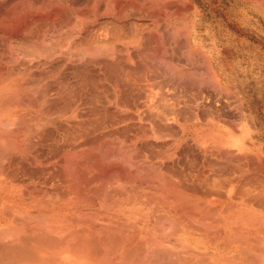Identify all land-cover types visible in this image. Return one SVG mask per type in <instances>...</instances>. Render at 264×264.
I'll return each instance as SVG.
<instances>
[{
    "label": "bare ground",
    "instance_id": "1",
    "mask_svg": "<svg viewBox=\"0 0 264 264\" xmlns=\"http://www.w3.org/2000/svg\"><path fill=\"white\" fill-rule=\"evenodd\" d=\"M156 1L157 3L150 0V3L146 5L143 0H0V264H264V192L257 189L260 193L256 194V197H247L248 194L251 195V189L241 188L242 185L238 187L241 183H235V186L231 175L230 186L226 180L235 166H238L235 168L240 169L239 171L250 169L254 175L258 173L259 169L253 170L254 165L259 166L261 162L259 163L260 159L259 161L254 159L258 158L261 153L259 155L251 153V156L256 155L252 158L253 156L251 157L248 151H243L246 152L245 154L232 151L236 147L231 149L226 145L225 147L229 148L224 149L223 146L219 149L217 146V149L216 134H213L215 131L211 129L213 133L206 132L210 134L207 139L209 141L205 140L207 147H210L209 153L206 154H211L210 151L213 150L212 154L216 152L217 156L220 154L223 155L222 157L232 156L230 161L234 163V167L233 163L230 165L233 169L224 168L225 170H222L220 168L222 171L228 169L229 173L228 175L226 173L225 178L229 188L226 185L227 189L222 190L219 184L221 179L224 181V178L217 179L216 176H209L214 170V174L218 177L220 175L225 177L221 171H219L220 174L215 173V169L218 172L220 156V160L214 158V161L218 160L219 164L212 161L213 156H210V161L207 163L212 161L213 168L217 167L208 170L209 174L204 170L203 173L205 172L206 175L202 174L201 163H199L201 160H198L200 166L197 168H191L193 164L190 168H186L190 165L186 164L189 160H185L190 147L187 148V145L183 147V143L190 134L191 138H189L196 145L201 146L203 142L201 126L203 124L205 126V123L201 126H198L197 121L189 123V117L188 120L186 119L190 124L188 126L184 119L188 111L184 109L186 114L182 117L183 113L180 111L182 109L179 107L178 111L176 110L177 113L172 110L175 113V120L173 122L170 120L172 124L167 128L163 125L166 129L158 131L155 129L158 119L161 123L162 121L169 122L172 111L170 113L167 111L169 115L164 114L162 112L164 110L160 111L162 101L159 103L158 99L163 88H160L162 84H159L157 88L155 71L150 73L147 70L152 66L145 69L148 72L143 71V66L141 71H134L128 65L125 66L129 69L125 67L123 71H120V67L126 62H131L132 66V63L135 64L138 60H135V53L132 52L135 49L143 51L142 53L146 55L159 54V59L160 55L166 52L168 46L163 45L164 42L157 40L159 45L156 46L157 49L155 46L153 49L149 41L154 35L149 40L150 33L144 36L137 31L135 34V27L133 31L130 25L132 31L128 29L126 32L129 37L128 35L123 38L119 37L122 31L120 29L128 19H140L139 12L154 15L157 21L159 17L155 16L156 12L163 15L161 17L172 16L170 12L174 10L170 9L177 5L171 8L158 7V0ZM245 1L252 2L257 12H262L264 9V0ZM162 2L167 6L170 4L167 0H162ZM152 5H158V8L152 9ZM190 6L192 5H189V8ZM175 8H180V15H183L181 7ZM156 19L147 20L148 23L147 21L144 23V20L142 22L149 24L151 20L155 22ZM135 20H132V23L133 21L137 23ZM139 24L138 22L137 25ZM151 26L147 25L144 28L147 30ZM176 27L180 29L178 25ZM170 29L174 32L172 27ZM181 32L183 34L184 30ZM186 32L188 31L185 30V34ZM154 34L157 37V33ZM164 35L162 37L166 39V34ZM170 35L167 40H171ZM172 35L174 38L173 33ZM177 35V37L184 36V34ZM153 41L151 40L152 44ZM166 43L169 45L170 42L166 41ZM15 46L23 49V53L18 50L19 56L16 52L11 53ZM186 48L185 46L183 49L182 46L184 50L180 51L182 55L175 53L176 56L182 57ZM154 50L156 52H153ZM169 52L172 53L169 49L166 54L169 55ZM11 54H16V56ZM100 54L105 59L109 58L118 64L122 63L118 67L120 72L111 71L112 74H106L101 71L96 72L99 69L95 68V73L88 72L90 67L86 68L88 67L87 60L92 59L93 61L95 58L97 60ZM27 55H29L28 58ZM143 55H141L142 58L145 57ZM188 55L185 54V57ZM149 57L152 58V56ZM170 59L167 60L170 61ZM160 60L163 61V59ZM58 61L63 62H59L61 63L59 65ZM109 61L105 62L109 64L111 62ZM72 62L79 64L83 69L75 71L74 69L77 67L79 69L80 66L74 63L75 67H72L70 66ZM93 63L97 62L93 61ZM107 64L104 63L103 67ZM118 64H114L115 68ZM180 65L181 63L177 66ZM113 68L110 70H114ZM152 68L153 70L154 68L159 69L158 67ZM163 70L165 69L161 70L162 75L166 71ZM174 70L175 68L172 71ZM192 71L197 74L198 70ZM157 75L160 76L159 73ZM217 77L219 78L218 74ZM193 78L190 77L196 82L199 76ZM183 79H186L185 75ZM186 80L189 81L188 78ZM163 82L161 80V83ZM164 84L166 85L165 82ZM39 86L41 90L37 89ZM167 86L169 87V83ZM169 88L164 89L169 91ZM89 89L100 93H97L100 96L98 98L94 96L96 100L90 103L88 100L91 101L89 99L91 97L87 98L88 96L84 95L86 93L84 91H90ZM197 89L198 87L194 91H201L200 87L199 90ZM187 90L190 91L189 88ZM168 91L165 90L163 95L166 94L168 97L170 93L173 94ZM83 92L84 97H82ZM183 92L179 89L180 94ZM122 93H128V98H125ZM200 94L203 95L202 92L198 95ZM167 101L164 100L163 105ZM184 101H187L186 98ZM177 102L179 106V101ZM175 104L177 105L176 102ZM195 106L198 105L194 104ZM213 106L211 108H214ZM167 109L170 108L167 107ZM190 109L192 110V107ZM213 111L215 109L210 112ZM213 116L215 118V115ZM207 117L209 119L208 114ZM150 120L154 128H151L153 126L148 123ZM153 120L157 123L154 124ZM229 122L231 125V121ZM252 122L249 121V124L253 125ZM160 127L164 128L162 124L159 129ZM219 132L222 135L224 131ZM153 138H157L160 144L158 147H161L159 149L161 158L158 157L161 164H158L159 160L155 162L153 159H145L146 161L140 159L139 162L142 161V165L148 164L149 166L148 169H146L147 165L142 169L139 167L141 164L137 166L133 163L134 159H139L138 156L135 158L134 154L139 152V144L149 145L148 142ZM227 139L229 138H226V141ZM220 141L223 142V139ZM220 141L219 145L225 143V141L223 143ZM191 142L190 146H192ZM105 144L107 148L104 149ZM152 147H144V150L152 149ZM182 148L188 149H185L183 153L187 154L183 155L186 163L179 156L183 166L176 160ZM201 149L202 147L199 149L200 152L207 151ZM191 150L190 154L193 153ZM194 150L196 152V149ZM156 152L158 154V151ZM203 152L202 155L205 154ZM194 153L193 155H196L197 152ZM143 154L146 155V153ZM149 156L151 158V155ZM198 156L201 157V155ZM206 156L205 159H208L209 155L207 158ZM233 156L236 157V161H238L237 158L247 159L253 168H248L247 162L243 167L240 163L235 164ZM194 157L192 158L196 164L197 156ZM227 157L223 160H227ZM263 159L262 162H264ZM167 160L170 166L167 163L168 165L164 167L162 163H166ZM156 163L163 167L154 165ZM220 165L222 167L224 163ZM227 166L229 167V164ZM260 166L261 171L264 167L262 163ZM239 171L237 175L241 173ZM232 174L234 178L235 173ZM241 177L236 176L235 178H240L242 181L245 175ZM235 178L234 181L237 180ZM260 179L256 181L257 184L258 181L259 183L262 181ZM245 181L243 185L247 186ZM255 184L251 186L255 187ZM261 184L264 186V183ZM258 186L260 187V184ZM237 190H240V194H237L239 192ZM222 191L225 192L222 193ZM254 193L252 194L255 196Z\"/></svg>",
    "mask_w": 264,
    "mask_h": 264
},
{
    "label": "rangeland",
    "instance_id": "2",
    "mask_svg": "<svg viewBox=\"0 0 264 264\" xmlns=\"http://www.w3.org/2000/svg\"><path fill=\"white\" fill-rule=\"evenodd\" d=\"M142 1V0H141ZM148 1V2H147ZM156 3H157V1L156 0H154ZM164 1V0H163ZM168 2H169V0H167ZM147 2V3H146ZM143 3L144 4H149L150 3V0H143ZM155 3V4H156ZM158 3H159V6L158 7H160V6H162V7H167V8H171V6L173 7L174 5H177V6H174L173 8H171L170 10L171 11H173V12H170V13H172V16L171 15H168V16H166V17H161V16H163V15H160V14H158L157 12H156V14H155V16L156 15H158L157 16V18H158V21H157V19H156V17L154 18L153 16H151V15H149V14H143V12H139V14H138V16L140 17V19H138L137 20V18H130V19H128L127 20V22H128V24H127V22H126V24H123V26H124V28H123V26H122V29H120V30H122V31H120V33H119V37L121 38H123L124 36H126V35H128L126 32H128L127 30L128 29H130V26L132 27V30L134 31V27H135V30L136 31H134L135 32V34H137V31L140 33V34H143L144 36H147V33H150V35H148L150 38H149V40L151 39V36H153V39H151L152 41H153V44H152V42H151V40L149 41L150 43H151V45L153 46L152 48L154 49V46H155V49H157V47H158V45H159V42L157 41V40H159V41H161V42H164V44L163 45H165L166 47H167V49H166V52L165 53H163V55H160L161 57L162 56H164L163 58H161L160 57V59H163V61L162 60H160L159 59V54H156V53H154L155 54V56H153V55H151V53H149V55H146V54H144V53H142L143 51H138V50H134V51H132V52H134L135 54V60L136 59H138V60H136L135 61V64L134 63H132V66H131V62H129V63H125L124 65H122V63L119 65L116 61H113V60H111V59H109V58H107V59H105V57H103V56H101V54H100V56H99V58L97 57V60H96V58L95 59H93V61L96 63V64H94L93 63V61H92V59H91V61H89V60H87V65H88V67L86 66V68L87 69H89V67H90V69L89 70H87L88 72L90 71V72H92V73H95V69H99V70H97L96 72H100L101 71V73H103V72H105L106 74H112V72L111 71H115V72H117V71H119L118 69V67H120L121 65H122V67L124 66V68H122V67H120V71H123V69H125V67L128 65L129 66V68H132L134 71H136V70H142V68H143V71L145 72H150V73H154V71H155V73H154V76H155V78H156V83H158V86H157V88H159V84H162L161 85V89L163 88H169L170 90H172V91H168L167 89H162L161 90V94H160V97H159V99H158V101H159V103H160V105L161 106H165L166 105V107H161L160 106V111H162V110H164V111H162V112H164V114H166V115H169L168 114V112L167 111H169V113L172 111V110H174L175 112H176V110L179 108V107H181V109L182 110H180L183 114H181V116L183 117V115H185L186 113H185V110H186V112L188 113V114H186L185 116H184V119L186 120L187 118L189 119V117H190V119L188 120L189 121V123H193V122H196L197 121V123H198V126H201L203 123H205V126H204V124L201 126V131H202V144H201V146L200 145H196L195 143H194V141L192 140V139H190L191 137H190V134L187 136L188 138H187V140H185L184 141V143H183V147H187V148H189L190 150L192 149V146H193V149L191 150V153L193 152H195V150L194 149H196V155H193V153L192 154H190V150L188 151L189 153H187V154H185V155H187V156H185L183 153H185V149L186 150H188L187 148H182V149H180L179 150V153H178V158L176 159L177 160V162L180 164V165H182L183 163H181L180 161H181V158H183L182 160H184V157H183V155L185 156V160H189L187 163L185 162V160H184V162L186 163V164H190V165H187V167L186 168H190V166H191V168L192 167H196L197 168V166H200L201 165V168H202V174H204L206 171H207V173H208V170H212V169H215L217 166H216V164H223L224 163V165L221 167V165L219 164V167H218V172H216V169H215V173H219L220 174V172L219 171H221V173L223 174V175H225V177H223L222 175H220L219 177H218V175H215L214 174V170H212L211 172H212V174L210 173V171H209V176H212V177H214V176H216V178L217 179H221V178H224V181H225V178H226V176L229 174L228 173V169L230 168V169H233V167H234V163H233V161H230L231 159H232V156L231 157H227V160H223L224 158H226L225 156L224 157H222L223 155L222 154H220L219 156L221 157H219V156H217V154H216V152H215V154L214 155H216L217 157H215L213 154H212V152H213V150H211L210 152H211V154H208L209 155V157H208V155L206 154V153H209V150H210V147H207V143H206V141L205 140H207L208 138H209V135L210 134H208L209 133V131H210V133L212 132L211 131V129L213 130V131H215L213 134L215 135V140L217 141H215V145H216V147L218 146L219 147V149L220 148H223V146L225 147L226 145L227 146H229V147H231V149H232V147H236V148H233L232 149V151H236V152H238V153H241V154H245L247 151H248V154L251 156V153H253V154H258L259 155V153H261L260 155H262L261 157H259L258 156V158H255L254 160L255 161H259V159H260V161H259V163L261 162L262 163V167H264V162H262V158H264V9H263V11L262 12H257L255 9H254V4L252 3V2H249L248 3V1L246 2L245 0H188V1H184V0H171L169 3L170 4H168L169 6H167L166 4H164V2H162V0L160 1V0H158ZM185 3H187L188 4V6H187V4H185ZM152 4V3H151ZM150 4V5H151ZM172 4V5H171ZM184 5L186 6V7H184ZM189 5H192V6H190V8H189ZM157 6H154V5H152V9H154V8H158ZM175 7H181V12H182V14L183 15H180L181 13H180V8H175ZM186 10H185V9ZM188 8V9H187ZM175 9H178L177 11L175 10ZM145 10V9H144ZM176 11V12H175ZM167 12H169V10L167 11ZM174 12H175V14H174ZM185 14H184V13ZM170 13H167V14H170ZM177 13V14H176ZM179 13V14H178ZM143 14V15H145V17L144 18H148L149 16L151 17H149V19H147L148 21L150 20V19H156V23L155 22H153L152 20H151V22L153 23H151V22H149V24H144L147 20L145 19L144 20V18H143V15L141 16V15ZM187 14V15H186ZM146 15H148V17L146 16ZM175 15V16H174ZM183 16V17H182ZM141 17H142V20H141ZM153 17V18H152ZM179 17H181V18H179ZM162 18V19H161ZM136 19V20H135ZM160 19H161V21H160ZM129 20H131L130 22L132 23V20H135V22H137V23H134V21H133V23L132 24H130V22H129ZM144 20V21H143ZM168 20H169V23H167L168 22ZM144 23H143V22ZM148 21L146 22V23H148ZM162 21L164 22V23H162ZM190 21V22H189ZM138 22L140 23L139 25H137L138 24ZM159 22V23H158ZM143 25H142V24ZM151 23V24H150ZM162 23V24H161ZM173 23V24H172ZM180 23H181V25H180ZM184 23V24H183ZM200 23V24H199ZM134 24H136L137 26H135ZM163 25V27L161 26V25ZM166 24H168V25H170V27L169 26H167ZM186 24H188V25H186ZM130 25V26H129ZM145 25V26H144ZM147 25H148V27H150L151 25L153 26H151V28H147V30L145 29L146 27H147ZM159 25V26H158ZM175 25V26H174ZM179 26L180 27V29L182 28V27H185V28H182L181 30H184V36H182L183 34H182V32H181V30L178 28V27H176V26ZM191 25V27H187V26H190ZM142 26V27H141ZM145 28H144V27ZM174 26V27H173ZM129 27V28H128ZM158 29H157V28ZM162 28V29H160V28ZM168 27H169V29H168ZM172 27V29H174L175 27L176 28H178L177 30H176V32H179V33H177V34H179L180 36H182V37H177L178 35L176 34V32H175V29H174V32H173V30L171 31V28ZM186 27H187V29H186ZM140 28H141V30H143V31H141L140 30ZM126 31H125V30ZM149 29V30H148ZM131 29H130V32L132 31ZM162 30V31H161ZM185 30H187L188 32H186V34H188V36H186V34H185ZM141 31V32H140ZM145 31V32H144ZM155 31V32H154ZM143 32V33H142ZM153 32V33H152ZM123 33H126L125 35L123 34ZM154 33H157V37L155 36V34ZM164 33L166 34V37L167 38H170L169 37V35L172 37L171 38V40L170 39H168L167 40V38L165 39L164 37H162V35L163 36H165L164 35ZM172 33L174 34V38H173V35H172ZM123 34V35H122ZM146 34V35H145ZM167 34H169L168 36H167ZM176 34V35H175ZM132 35H133V32H132ZM131 35V36H132ZM111 36V35H110ZM159 36H161V37H159ZM127 37V36H126ZM125 37V38H126ZM128 37H129V35H128ZM154 37H155V39H154ZM187 37V38H186ZM95 38H97L96 36H95ZM111 38V37H110ZM145 38V37H144ZM157 38V39H156ZM182 38V39H181ZM186 38V39H185ZM103 39V38H102ZM172 39H173V41H174V44H172L173 43V41H172ZM104 40V39H103ZM106 40V39H105ZM165 40V41H164ZM186 40H188V41H186ZM166 41L167 42H170L169 43V45L166 43ZM180 42H182V44H178V43H180ZM158 43V44H157ZM188 45H187V44ZM155 44H157V45H155ZM170 45H171V47H170ZM175 47V49H172V48H174L173 46ZM176 45H177V47H176ZM178 45H179V47H178ZM157 46V47H156ZM182 46H183V49H184V47L186 46L187 48L185 49V52H186V50L188 49V46H189V49L187 50V52L185 53L186 55H188L187 57H185V54L183 53V59H182V57L180 56H178L179 54L180 55H182L181 53H180V51L182 50V51H184L183 49H182ZM181 47V48H180ZM197 47V48H196ZM28 48V47H27ZM30 48V47H29ZM28 48V49H29ZM171 50L172 51V53L171 52H169L170 54L168 55V54H166V53H168V50ZM177 49V50H176ZM17 50V51H16ZM18 50L19 51H23V49L22 48H20V47H18V46H15V48H14V51L12 52L11 51V53H15L16 52V54H17V56H19V54H18ZM136 51H138V53L136 52ZM175 51V52H174ZM176 51H178V53L176 52ZM188 51H190V53L188 52ZM153 52H156V50H154ZM23 53V52H22ZM139 53H142V54H139ZM178 54L177 56H178V58H177V56H176V54ZM13 54H11V55H13ZM16 54L15 55H13L14 57L16 56ZM27 54V53H26ZM139 56H138V55ZM144 54V55H143ZM165 54L167 55V56H165ZM174 54V55H173ZM141 55H143V57L144 58H142V56ZM172 55V56H171ZM22 56V55H21ZM28 56L29 55H27V58H28ZM138 56V57H137ZM146 56L149 58H146ZM149 56H152V58L151 57H149ZM156 56H158V57H156ZM169 56V57H168ZM176 56V57H175ZM153 57H155V59L156 58H158L157 59V61L155 60V59H153ZM103 58V59H102ZM140 58H141V60H140ZM165 58V59H164ZM170 59V58H175L174 60H173V62H170V61H172L171 59H170V61L169 60H167V59ZM178 60H177V59ZM63 59V58H62ZM99 59H100V61H99ZM105 59V60H104ZM146 59V60H145ZM152 59H153V62H152ZM179 59H180V61H179ZM183 60V62H181L182 60ZM25 60H26V57H25ZM107 60V62L109 61L110 63L109 64H107V62H105ZM151 60V61H150ZM155 60V61H154ZM175 60H177V61H175ZM22 61V60H21ZM24 61V60H23ZM27 61V60H26ZM25 61V62H26ZM56 61V60H55ZM100 63H99V62ZM142 61V62H141ZM144 61V62H143ZM149 61V63L147 64V62ZM208 61L211 63H209L208 64ZM51 63H55L54 61H50ZM59 62H63V61H58L57 63H59ZM106 63L107 65H105L104 67L106 68L105 70L103 69L104 67H103V65H104V63ZM167 62V63H166ZM75 62H72V63H70V66H72V67H75V65L77 64V63H75V65H73ZM91 63V64H90ZM118 64V66H117V68H115V66H114V64ZM136 63H137V65H136ZM142 63V64H141ZM143 63H145V65H143ZM156 63H157V66H156ZM159 63H160V68H159ZM164 63V64H163ZM172 63V64H171ZM179 63H181V65L180 66H177V65H179ZM184 63H185V65H184ZM193 63V64H192ZM61 63H59V65H60ZM99 64V65H98ZM101 64V65H100ZM155 64V65H154ZM165 65L164 67H163V65ZM167 64V65H166ZM172 66H171V65ZM182 64H183V66H182ZM190 64H192V66L190 65ZM58 65V64H57ZM58 65V66H59ZM89 65H95L94 67L92 66V68H91V66H89ZM99 67H98V66ZM109 65H111V67L109 66ZM126 65V66H125ZM135 65V66H134ZM148 65V66H147ZM190 65V66H189ZM209 65H210V67H209ZM211 65H213V67L211 66ZM76 66H80L79 64L78 65H76ZM100 66H101V68H102V70H101V68H100ZM106 66H109V67H106ZM112 66H114V68L112 67ZM143 66V67H142ZM158 67L159 69H157L156 68V70H155V68H154V70H153V68L152 67ZM173 66H174V68H175V70L174 71H172L174 68H173ZM182 66V67H181ZM216 66V67H215ZM136 67V68H135ZM140 69H139V68ZM142 67V68H141ZM145 67V68H144ZM151 67V69H147V68H150ZM168 67V68H167ZM170 67H172V68H170ZM178 67V68H177ZM218 67V68H217ZM66 68V67H65ZM64 68V69H65ZM95 68V69H94ZM110 68H113L114 70H110ZM127 69H129L128 67H126ZM186 68H187V71H186ZM191 68V69H190ZM211 68V69H210ZM48 69H51V68H48ZM83 69V67L82 66H80L79 67V69H78V67L76 68V69H74L75 71L76 70H82ZM92 69H94V70H92ZM145 69H147V70H145ZM162 69H165V70H163V71H165V73H164V75H162V73H161V70ZM215 69H217V70H215ZM62 70V69H61ZM158 70H160L158 73L160 74V76H162V77H160L159 75H157L158 73H157V71ZM184 72H183V71ZM188 70H189V72H188ZM192 70H194L197 74H194L193 73V71ZM201 70V71H200ZM64 71V70H63ZM94 71V72H93ZM108 73H107V72ZM119 71V72H120ZM180 71V72H179ZM192 71V72H191ZM211 71V72H210ZM213 71V72H212ZM62 72V71H61ZM111 72V73H110ZM114 72V73H115ZM169 72V73H168ZM177 72V73H176ZM187 72V73H186ZM203 72V73H202ZM217 72V73H216ZM157 73V74H156ZM182 73V74H181ZM220 73V74H219ZM167 74H171V75H167ZM189 76H188V75ZM211 74H213V76L211 75ZM217 74H218V76H219V78L217 77ZM181 76L180 78H177L176 79V77H179V76ZM183 75V76H182ZM184 75H185V77H186V79L188 78L189 79V81L188 80H186V79H183L184 78ZM188 77H187V76ZM165 76V77H164ZM199 76V78H200V81H199V78H196V77H198ZM190 77H191V79H194L193 77H195L197 80H198V82H197V80H195L196 82H194V81H192L191 79H190ZM213 77V78H212ZM215 78V79H214ZM169 79V80H168ZM174 79V80H173ZM161 80L162 81H164L165 83H166V85L164 84V82L163 83H161ZM167 80H168V82H167ZM191 80V81H190ZM171 81H173V82H171ZM217 82V83H215V82ZM223 81V82H222ZM192 82H194V84H192ZM168 83H169V87L167 86L168 85ZM182 83V84H181ZM221 84V85H219V84ZM225 83V84H224ZM170 84H173V85H170ZM163 85H165L164 87H163ZM177 85V86H176ZM192 85H194V87L192 86ZM198 85H200V86H198ZM176 86V87H175ZM182 88H180V87ZM183 86V87H182ZM198 87V89L197 90H199V87L201 88V91L199 90V91H194L195 90V88L196 87ZM174 87V88H173ZM177 87H178V92H177ZM184 88V89H183ZM187 88H189L190 89V91L189 90H187ZM192 88H194L193 90H191ZM37 89L38 90H41V87L39 86V87H37ZM37 89H35L36 91H38ZM173 89H174V91H173ZM176 89V90H175ZM179 89H180V91H182L183 92V90H185L186 91V93H185V91L183 92V93H179ZM90 90V89H89ZM165 90L166 91H168L169 93L170 92H173V94H174V96H176V97H174V96H171V95H173V94H167L168 95V97H166V94L165 95H163L164 93L163 92H165ZM84 92H89L87 95H86V93L84 94ZM83 93H82V97H84V95H85V97L86 96H88L87 98H89V97H91V98H89V99H91V101H89L88 100V102L90 103V102H92V100H96L95 98H94V96L95 97H99L100 95H98V94H100V93H98L97 91L95 92V91H93V90H90V91H88V90H86V91H84ZM93 92H95V94L93 93ZM168 92H166V93H168ZM200 92H202V94L203 95H198ZM92 93L94 94V95H92ZM98 93V94H97ZM128 93H131V92H129L128 91ZM128 93H122V95H124V97L126 98H128V96H129V94ZM178 94V95H176V94ZM185 93V94H184ZM189 93H190V95H189ZM84 94V95H83ZM127 94V96H125ZM183 94H184V97H185V95H186V100L187 101H184L185 100V98L183 97ZM192 94V95H191ZM197 95L196 97L194 96V95ZM92 95V96H91ZM180 95H181V97H180ZM187 95H188V97H187ZM178 96H179V98H178ZM200 96H202V98L200 97ZM171 97H173L172 99H170ZM190 97H192V98H194V99H192L191 98V100H189L188 101V99L190 98ZM168 99V101H167V99ZM184 98V99H183ZM196 98H198V99H196ZM201 98V99H200ZM162 99H164L165 100V102L167 101V103H164V105H163V102H164V100H162ZM179 99H182L181 101L179 100ZM176 100V101H175ZM170 101V102H169ZM173 103H172V102ZM177 101H179V106H178V102ZM183 101V103H180V102H182ZM192 101V102H191ZM196 101H197V103H196ZM175 102L177 103V105L175 104ZM186 102V103H185ZM189 104H188V103ZM172 103V105H170ZM193 103V104H192ZM200 103V104H199ZM175 105V108H174V105ZM186 104H188V106L185 108V106H186ZM191 104V105H190ZM194 104L196 105H198V106H200L199 108H198V106L196 107H194ZM215 105V106H213V105ZM214 107V108H211L212 106ZM182 106H183V108H182ZM190 106V107H189ZM211 106V107H210ZM167 107L168 108H170V109H167ZM177 107V108H176ZM192 107V110L190 109ZM163 108V109H162ZM166 108V109H165ZM193 108H195V109H193ZM185 109V110H184ZM189 109V110H188ZM197 109H198V111H197ZM214 110L215 109V111H213V112H210L211 110ZM190 110H191V112H190ZM199 110H200V112L202 111V113H203V115H204V117H203V115H202V113H200L199 112ZM178 111V110H177ZM197 112V114H196V112ZM172 113H173V111H172ZM170 113V116H169V122L167 121V123L166 122H163L162 121V123H161V120L159 121V119H158V123H157V121H154V124L155 123H157L158 125H156V128L155 129H157L158 131L159 130H165L166 128H167V126H169L170 124H172V122L175 120V113ZM177 113V112H176ZM195 113V114H194ZM209 113H211V114H209ZM214 113V114H213ZM190 114V115H189ZM191 114H193L194 116H192ZM200 114V115H199ZM206 114V115H205ZM207 114L209 115V119H208V117H207ZM212 115V116H211ZM213 115H215V118H214V116ZM192 116V117H191ZM210 116H211V118H210ZM174 117V118H173ZM186 117V118H185ZM197 117V118H196ZM202 119H201V118ZM195 118V120H193ZM199 118V119H198ZM205 118V119H204ZM217 118V119H216ZM172 122H171V121ZM186 120V121H187ZM191 120V121H190ZM208 120V121H207ZM151 121V120H150ZM148 121V123L150 124V126H153V122L151 121ZM188 121H187V123H188ZM207 121V122H206ZM229 121H231V125H230V122L228 123ZM249 121H253L252 123H253V125L250 123L249 124ZM162 124V127H164L163 125H165V127L164 128H161L160 127V129H159V126L161 125L160 123ZM202 122V123H201ZM151 123H152V125H151ZM165 123V124H164ZM188 123V126H190V124ZM201 123V124H200ZM234 123V124H233ZM206 124H208V125H206ZM254 124H255V126H254ZM235 125V126H234ZM217 126H219L218 128H217ZM238 126V127H237ZM155 126H153V127H151V128H154ZM158 127V128H157ZM212 127V128H211ZM236 127H237V129H236ZM240 127V128H239ZM203 128V129H202ZM209 128H210V130H209ZM215 128V129H214ZM235 128V129H234ZM246 128V129H245ZM250 128V129H249ZM254 128H256V129H254ZM218 129V130H217ZM207 130V131H206ZM222 130V132L224 131L225 132V134H223L222 133V135H220V133L221 132H219V131H221ZM237 130V131H236ZM229 132V134H228V132ZM206 132H208V133H206ZM204 133V134H203ZM217 134H219V135H217ZM190 137V138H189ZM224 137H226V138H231L232 139V141L230 142V140L229 139H227V141H226V138H224ZM218 138H219V141L221 140V139H223V142L225 141V143L224 144H221V145H219L220 143H219V141H218ZM241 140H240V139ZM157 138H153L150 142H148V144L149 145H147V143H145V144H143L142 145V143L141 144H139L138 146H139V148H138V151L139 152H136L135 154H134V157L136 158L137 156L139 157V159L138 158H136V159H134L133 160V163L135 164V165H140L141 163H142V161L141 162H139L140 161V159L141 160H155V162H158V160H159V158H161V156L159 155L160 154V146L158 147V145H160L159 144V141L158 140H156ZM225 139V140H224ZM233 139H234V142H233ZM251 139V140H250ZM156 140V142H154ZM252 142H250V141ZM189 141V143H187ZM192 141V142H191ZM209 140H207V142H208ZM248 141H249V143H248ZM154 144H153V143ZM190 142L192 143V146H190L191 144H190ZM221 142V141H220ZM223 142H221V143H223ZM227 142V143H226ZM232 142H233V144H232ZM243 142V143H242ZM204 143V144H203ZM205 143H206V145H205ZM150 144H152V145H150ZM157 144V145H156ZM228 144H230V145H233V146H230V145H228ZM239 146H237V145ZM106 145V144H105ZM105 145L103 146V148L105 149V148H107V145H106V147H105ZM145 145H147V146H145ZM187 145V146H186ZM236 145V146H235ZM154 146H156V148L153 147ZM200 146V147H199ZM144 147H152V149H146L148 152H152V153H148L146 150H144ZM202 147V149H206L207 151L205 152V150H204V152H205V154H203L202 155V152H200L199 151V149ZM203 147H205V148H203ZM218 147H217V149H218ZM229 147H225L224 149H227V148H229ZM243 147V148H242ZM239 148V149H238ZM242 148V149H241ZM144 151H143V150ZM201 149V150H202ZM237 149V150H236ZM141 150V151H140ZM151 150V151H150ZM183 150H184V152H183ZM194 150V151H193ZM223 150V149H222ZM222 150H220V151H222ZM156 151H158V154H157V152ZM182 153H181V152ZM215 151V150H214ZM217 151V150H216ZM243 151H246V152H243ZM262 151V152H261ZM141 152H143V153H146V155L145 154H143V153H141ZM203 152V153H204ZM223 152V151H222ZM250 152V153H249ZM154 153V154H153ZM194 153V154H195ZM218 153V152H217ZM156 154V155H155ZM179 154H181V155H179ZM201 155V157L200 156H198V155ZM253 154H252V156H253ZM256 154V155H257ZM136 155V156H135ZM142 157H140V156ZM149 155H151V158H150V156ZM158 155V156H157ZM189 155H193V156H189ZM207 155V156H206ZM222 155V156H221ZM256 155H254L252 158H254V157H256ZM143 156H144V159H143ZM153 156V157H152ZM181 158H180V157ZM189 156V158H187ZM198 157V159H197V157H196V164H198V160H201L199 163H201L200 165L198 164V165H196L195 164V161H194V159L192 158V157ZM205 156H206V158L208 157V159H205ZM210 156H213V158L211 159L212 161H214V158L216 159H218V160H220V162L218 163L217 161L218 160H215L214 162L216 163H214V166H216V167H214L213 168V163H212V161L211 162H209V163H212V165H209V163H207V161H210ZM145 157H147V158H149V159H147V158H145ZM154 157H155V159H154ZM159 157V158H158ZM194 157V158H195ZM156 158H158V159H156ZM179 158H180V160H179ZM201 158V159H200ZM220 158V159H219ZM231 158V159H230ZM137 159H138V161H137ZM229 159V160H228ZM243 158H241V159H238L237 158V160L238 161H236V157L234 158V156H233V160L234 161H236L235 162V164H237V165H239V163L241 164L240 166L241 167H243L244 166V164H247L248 163V161H247V159H243ZM145 160V161H146ZM240 160V161H239ZM248 160H250V159H248ZM135 161H137V162H139V164L137 163V162H135ZM230 161V162H229ZM263 161H264V159H263ZM131 162V161H130ZM154 162V161H153ZM166 163H162V165H164V167L165 166H167L168 164L167 163H169L168 162V160L167 161H165ZM183 162V161H182ZM190 162V163H189ZM225 162H226V165H225ZM247 162V163H246ZM184 163V166H186V164ZM204 163H206L207 165H205L206 167H208V166H210L208 169L204 166V165H202V164H204ZM232 163H233V165H232ZM261 163L259 164V166L261 165ZM158 164H161V162H160V160H159V162H158ZM196 166H195V165ZM229 164V167L227 166ZM243 164V165H242ZM249 164V163H248ZM142 165V164H141ZM139 166V167H142V169H144V167L146 166L147 168L146 169H148L149 168V166H148V164H143L142 166ZM154 165H156V166H159V167H163V166H161V165H157V163L156 164H154ZM230 165H232L233 167L231 168V166ZM169 166H170V163H169ZM183 166V165H182ZM205 168H204V167ZM212 166V167H211ZM239 166V167H240ZM247 167H248V165H246ZM253 165H250L249 164V167L248 168H253L252 167ZM256 165H254V169L253 170H255V169H259L258 171V173L256 172V174H257V176H260V177H257L256 176V174L254 175V173H253V171L251 172L250 171V169H246L245 171H239L238 169H236V168H238V166H235L234 167V170L236 171H234V170H229L230 171V174L227 176L228 178H226V180L228 181H222V179L220 180V182L222 183V184H224L223 186L222 185H220L219 183H216V184H219V187H221L222 188V190H226L227 188H226V185L228 184H230L229 183V181H230V177L232 176V179H233V182H234V184L235 183H241V184H238L239 186L238 187H240V185H242L241 186V188H249V189H251L252 190V193H254V192H258V190L257 189H261V192H264V186H262L263 184H261V183H264V168H263V170H261L260 171V167L257 165L256 167H255ZM240 167V168H241ZM247 167H245V168H247ZM259 167V168H258ZM185 168V167H184ZM201 168H199V170L201 169ZM211 168V169H210ZM223 170L224 168H228L226 171H222L221 169ZM205 169H207V170H205ZM220 169V170H219ZM244 169V168H243ZM262 169V168H261ZM186 170V169H185ZM189 170V169H188ZM187 170V171H188ZM203 170L205 171L204 173H203ZM225 170V169H224ZM241 172L240 174L238 173V175L236 174L237 172ZM250 171V172H249ZM263 171V172H262ZM225 172V173H224ZM235 173L234 174V178L237 176V178H238V176L239 177H243L244 175H245V177H247V179L245 178H242V181H241V179L239 178V179H237V178H235V180L236 181H234V178H233V174L232 173ZM255 172V171H254ZM226 173H227V175H226ZM253 173V174H252ZM260 173V174H259ZM250 174H252V175H250ZM262 174V175H261ZM205 175H206V173H205ZM231 175V176H230ZM208 176V175H207ZM262 176H263V180H262ZM261 178V179H260ZM216 179V181H219V180H217ZM232 179H231V181H232ZM243 179H244V181L245 180H248V181H245L246 183V185L247 186H245V185H243L244 184V181H243ZM258 179H260V180H262V181H260V183H259V181H258V184H257V180ZM211 181H212V179H210ZM209 180V181H210ZM254 182H253V181ZM215 181V182H216ZM238 181V182H237ZM241 181V182H240ZM250 181V182H249ZM224 182V183H223ZM226 182H227V184H226ZM243 182V183H242ZM249 182V183H248ZM253 182V183H252ZM232 183V182H231ZM257 184V187H256V184ZM255 184V187H252L253 185ZM260 184V187L258 186ZM228 185H227V187H228ZM252 185V186H251ZM230 186V185H229ZM235 186H236V184H235ZM244 186V187H243ZM251 186V187H250ZM262 186V187H261ZM259 187V188H258ZM226 188V189H225ZM229 188V187H228ZM241 188H238V189H241ZM263 188V189H262ZM248 189V190H249ZM254 189V190H253ZM263 190V191H262ZM237 191H239V192H237V194H240V190H237ZM225 192V191H224ZM223 191H222V193H224ZM251 192V191H250ZM248 193H249V191H248ZM251 193V195L250 194H248V196L247 197H256L257 195L256 194H259L260 192H258V193H254L255 194V196L253 195ZM253 195V196H252ZM255 199V198H254ZM257 200V199H256Z\"/></svg>",
    "mask_w": 264,
    "mask_h": 264
}]
</instances>
